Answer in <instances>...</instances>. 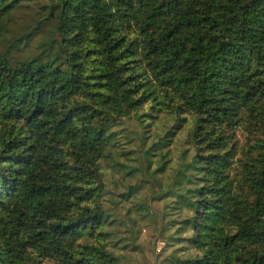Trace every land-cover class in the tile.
Listing matches in <instances>:
<instances>
[{
  "label": "trees",
  "instance_id": "16d2710c",
  "mask_svg": "<svg viewBox=\"0 0 264 264\" xmlns=\"http://www.w3.org/2000/svg\"><path fill=\"white\" fill-rule=\"evenodd\" d=\"M27 1L0 0V264H122L99 173L131 113L191 116L186 262L264 264V0L35 1L8 38Z\"/></svg>",
  "mask_w": 264,
  "mask_h": 264
},
{
  "label": "rangeland",
  "instance_id": "374dc122",
  "mask_svg": "<svg viewBox=\"0 0 264 264\" xmlns=\"http://www.w3.org/2000/svg\"><path fill=\"white\" fill-rule=\"evenodd\" d=\"M35 1L47 3L28 0L26 8L16 10L11 19L15 23L9 24L13 32L6 31L5 36L12 38L19 22L24 26L21 18L38 7ZM37 38L33 37L30 47ZM142 110H146L145 105ZM182 115L186 121L167 133V139L159 136L173 128V115L160 113L144 125L131 113L112 127L114 145L100 161L103 219L96 230L104 234V240H99L122 264H188L186 260L194 254L186 239L190 229L183 227L182 221L192 209L180 194L193 185L196 171L187 163L193 152L187 140L191 116ZM233 135L238 154L239 147L248 142V134L238 126ZM157 139L167 140V144L153 153L151 148L147 151ZM91 236L97 239L99 235Z\"/></svg>",
  "mask_w": 264,
  "mask_h": 264
}]
</instances>
